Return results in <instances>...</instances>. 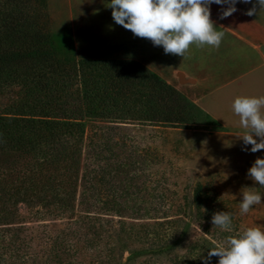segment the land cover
Returning a JSON list of instances; mask_svg holds the SVG:
<instances>
[{
  "label": "trees",
  "instance_id": "obj_1",
  "mask_svg": "<svg viewBox=\"0 0 264 264\" xmlns=\"http://www.w3.org/2000/svg\"><path fill=\"white\" fill-rule=\"evenodd\" d=\"M36 14L31 0H0V92L13 84L24 91L20 98L0 108V151L16 152L23 161L15 171V187L0 184V242L10 251L8 257H19L17 264H25V258L19 255L26 238L25 221L15 207L25 203L33 220L66 219L70 225L86 224L92 235L105 229L106 237L114 238L107 255L113 258L119 254L122 259L123 252H128L119 264L153 253L166 254L172 264H217L216 256L206 259L209 249L243 230L233 215V233L212 224L213 213L226 210L207 183L197 181L177 196L164 182L152 187L153 182H161L149 171L147 205L124 208L110 203L117 189L112 180L120 177L131 185L140 167L133 152L125 160H110L114 152L108 130L118 128L111 126L114 123H131L125 116L130 99L117 85L115 74L101 83L91 77L88 71L99 68L96 59H79L73 66H65L60 60L48 61L43 44L39 45L42 27ZM41 40L48 42L46 38ZM126 63L137 66L131 60L103 61L104 65ZM150 76L162 82L157 74ZM146 152L150 153L149 148ZM103 153L106 162L99 164ZM145 162L146 166L158 164L150 156ZM121 190L127 198L135 195L133 188ZM103 215L145 221L121 220L115 227L112 218ZM192 226L201 235L189 241ZM128 240L138 246L128 247ZM65 245L59 234L49 244L55 251L54 264H71L60 258L59 251L69 247ZM181 248L183 253L178 252ZM107 255L105 264H110ZM103 261L101 258L98 263Z\"/></svg>",
  "mask_w": 264,
  "mask_h": 264
},
{
  "label": "rangeland",
  "instance_id": "obj_2",
  "mask_svg": "<svg viewBox=\"0 0 264 264\" xmlns=\"http://www.w3.org/2000/svg\"><path fill=\"white\" fill-rule=\"evenodd\" d=\"M107 3L108 0H31L37 22L42 27L38 44H43L48 61L55 63L60 60L66 63L65 66H73L79 59H96L99 68L88 71L91 77L101 83L111 73L115 74L119 78L117 85L122 86L130 99L125 116L130 118L126 121L131 123H114L111 126L117 125L118 128L108 130L114 152L110 160H125L133 152L140 167L136 171L138 177L131 185L120 177L112 180L117 189L110 203L121 204L124 208L147 205L146 174L150 171L152 177L161 182H153L152 187L161 186L164 182L177 196H182L197 181L207 183L220 198L226 212L233 215L240 230L251 227L264 230V195L261 204L252 206L246 214L240 212L244 191L264 193V188L247 175L254 160L264 158V150L255 153L243 151V141L238 138L244 134L243 131L220 125L161 77L159 72L170 74L175 67L187 68L191 52H194L192 46L185 58L165 54L161 46H154L150 40L136 37L116 24L111 8L105 6ZM41 37L48 42L43 43ZM113 59L117 62L131 60L137 66L130 63L103 64L104 60ZM151 73L157 74L162 82L152 78ZM23 92L19 84L1 91L0 108L20 98ZM119 125L125 126L120 128ZM146 148L150 153L146 152ZM104 154L99 164L106 162ZM148 156L158 164L146 166ZM22 166L23 161L16 152L0 151V184L14 186L15 171ZM122 188H133V198L122 195ZM15 207L25 221L23 234L26 238L19 252L20 258H25V264H54L55 251L50 250L49 244L58 234L63 243L69 245H65L68 248L65 252L58 250L63 263L99 264L101 258L104 264L107 262L108 248L114 238L106 237L105 229L92 235L84 227L86 224L70 225L66 219L33 220L25 203H18ZM103 217L112 218L115 227L121 220L127 223L145 221L116 215ZM200 235L198 228L192 226L187 237L190 241ZM2 244L0 242V264H17L19 257L9 258L10 251ZM126 245L138 246L131 240ZM184 251V248L178 250L180 253ZM127 253L123 252L122 259H119V254L113 258L107 255L110 264L124 261ZM128 264L172 262L166 254L153 253L136 256Z\"/></svg>",
  "mask_w": 264,
  "mask_h": 264
},
{
  "label": "clouds",
  "instance_id": "obj_3",
  "mask_svg": "<svg viewBox=\"0 0 264 264\" xmlns=\"http://www.w3.org/2000/svg\"><path fill=\"white\" fill-rule=\"evenodd\" d=\"M238 0H108L114 22L134 36L150 40L154 46H161L165 54L185 58L192 45L199 48H218L225 36L217 30L210 18V5H227L221 13L226 18L237 11ZM249 3L250 0H240ZM264 9V0H256L246 11L249 16ZM264 96H238L232 103L234 114L245 132L240 138L243 151L253 153L264 150ZM258 138V139H257ZM251 147L248 148L247 146ZM248 177L264 188V158L257 157L247 170ZM264 193L244 191L241 196L240 212L246 214L254 205L261 204ZM204 211H206L204 209ZM214 226L233 233L231 214L214 212L211 217ZM218 257L217 264H264V230L251 227L230 234L222 243L209 249L208 257Z\"/></svg>",
  "mask_w": 264,
  "mask_h": 264
},
{
  "label": "crops",
  "instance_id": "obj_4",
  "mask_svg": "<svg viewBox=\"0 0 264 264\" xmlns=\"http://www.w3.org/2000/svg\"><path fill=\"white\" fill-rule=\"evenodd\" d=\"M256 0H238L237 11L221 18L227 5L211 4L210 18L225 36L218 48L192 45L187 68L175 67L161 77L220 125L245 132L232 110L238 96H264V9L246 11ZM264 113V108L261 109Z\"/></svg>",
  "mask_w": 264,
  "mask_h": 264
}]
</instances>
